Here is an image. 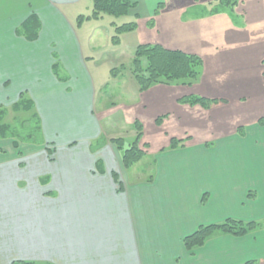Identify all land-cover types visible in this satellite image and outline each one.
Masks as SVG:
<instances>
[{"label":"crops","instance_id":"1","mask_svg":"<svg viewBox=\"0 0 264 264\" xmlns=\"http://www.w3.org/2000/svg\"><path fill=\"white\" fill-rule=\"evenodd\" d=\"M130 1L135 8L125 16L128 23L157 35L147 44L199 55L197 45L183 48L177 43L182 35L192 41L194 26L203 20L190 17L185 24L181 22V16L202 6L199 0H186L178 8L169 0ZM247 1L258 7L264 19V0H239L234 10L241 9L243 14L237 17L245 26L246 16L253 14ZM207 2L211 7V1ZM88 3L90 13L81 14V9L89 10ZM91 11V0H0V96L9 100L12 82L18 88L16 100L0 99V103L11 107L26 93L33 110L37 108L34 115L41 129H55L69 137L60 143L66 144L67 152L59 155L55 139L47 141L54 145L50 159L46 147L35 154L30 146L13 149L12 141H8L10 150L0 147V264H264V126L257 123L261 117L250 125L237 122L227 131H207L195 144L184 141L176 149H160L154 155L151 175L144 180L133 177L130 183L121 152L110 142L116 138L102 141L99 150L73 152L80 136L88 145L100 132L90 100L94 79L87 68L99 50L95 38L103 30L112 45L115 27L121 26L112 20L103 26L102 16L78 27L77 18L89 17ZM30 15L40 24L34 42L16 34ZM215 16L228 20L224 11ZM151 19L154 27L148 29ZM241 23L238 20L239 32L246 30ZM242 45L240 50H244L231 58L238 65L245 62L247 45ZM54 65L58 66L56 76ZM217 71L211 69L201 78L209 90L201 96L225 103L207 110L181 106L213 112L244 103V95L229 88V80L220 79ZM241 82L242 78L237 85ZM74 87L76 94L71 90ZM156 87L160 86L145 93L161 92ZM71 98L83 102L78 114L84 122L74 127L77 140L70 137V121L60 120L64 112L77 109L64 105ZM182 133L184 137L189 134ZM210 138L214 144L208 142ZM228 219L262 225L243 237L217 232L202 247L192 251L184 247V238L199 227Z\"/></svg>","mask_w":264,"mask_h":264},{"label":"rangeland","instance_id":"2","mask_svg":"<svg viewBox=\"0 0 264 264\" xmlns=\"http://www.w3.org/2000/svg\"><path fill=\"white\" fill-rule=\"evenodd\" d=\"M207 1H211V7L207 6ZM170 2L174 3L177 8L183 7L186 4V0H169L167 3ZM246 3L251 12H253L252 15L246 16V20H244L246 21V26L243 24V19L237 17L238 14H243L241 9H233V11L229 9V11L222 5L221 0H199V5H202L201 7L198 6L195 10L187 12V14L184 12L183 14L185 15L181 16L183 24L190 17L196 20L203 18L199 26H194L192 30V41H188L187 35H182L177 42L178 46L183 48L198 46H195L197 53H199L196 56L202 61V69L199 79L191 87L179 85L165 88L156 85L160 86L156 88H161V92L149 91L147 93H139L138 85L130 71L134 50L139 45L153 41V36L157 38V35L147 31L146 27H140L135 32L121 35L119 37V42L121 41L120 45L114 47L108 42L109 39H107L105 32L102 30L97 35L98 37L95 38V45L99 48L98 51H95L98 52L96 53L97 56H92L93 62L87 64V68L95 84V90L90 100L93 103V113L97 118L100 132L97 136L91 138V144L87 145L84 143L86 141H83V139L86 138L84 136H80L79 138L74 128L82 125L84 122V116L78 114L83 102L82 100L74 101L72 98L65 101L64 105H74L77 108L66 111L60 116V120L65 123L70 121L67 125L73 127L70 137L74 140L79 138L77 140L79 145L76 149H73V152L89 153L94 149L99 150L104 145L102 141L107 138H121L124 141L125 148H127L135 140L136 131L134 123L136 120L139 121L142 125L143 133L139 144L140 147L143 146L142 144L147 145L141 147L145 152L143 159L127 171V179L130 183L131 178L133 181V177L144 180L151 175L154 155L160 149L170 146L172 138L182 140L180 137H183V142L195 144L197 141L203 139V134H207L205 133L207 131L213 133L214 131H218L219 128L227 131L236 125L237 122L238 126L250 125L259 117L264 116V59L262 63L260 62V57L264 58V19L261 16V12H258L257 6L253 3L250 5L249 1ZM88 7V11L83 8L80 10V13H90V3H88ZM223 11L226 12L230 23L225 18L215 16V14ZM104 17L103 26L109 20L118 25L128 24L126 17L118 19L108 16ZM238 20L242 22L240 25H244L246 30L242 32L237 30ZM149 22H147V28L153 29L154 21L151 24L152 26L149 25ZM229 24L230 27L228 26ZM140 25L142 26V22ZM114 35L115 32L113 33V37ZM243 42L247 45V52L244 55L245 62L242 65H238L231 58L237 56V52L244 50V48L240 50L243 47ZM239 57H242V55ZM227 58H230V61ZM121 66H124L125 69L121 70L116 78H112L110 71ZM211 69H218L217 73L221 74L220 79L229 80V88L233 89L239 96L244 95V103L222 111L204 112L200 107L197 109L198 111H195L193 108L184 107L175 102L176 99L184 96L194 95L202 97L201 95L209 92L202 79L204 78V74ZM61 75L65 74L61 72ZM240 78H242V82L237 85ZM17 89L16 83L12 82L7 95V99L9 100L1 96L0 99H4L5 101L16 100L14 95ZM223 89L225 91V88ZM71 90L72 93H77V88L74 87ZM0 105L6 109L3 123L9 125L11 130L16 133V140L19 142L20 148L28 149L30 146L31 149L33 148L35 154L44 152L43 148L46 147V149L52 152L54 145L48 144L47 141L54 138V144L59 145L57 146L58 155L67 152L65 150L66 144L60 143L69 140L68 133L63 136L61 132L55 129L50 132V128L43 131L40 124L38 125L39 129L33 119L37 108L30 112H13L7 104L0 103ZM196 112H199L200 115L198 116ZM158 117H162V121L164 120L160 128L154 125L153 122ZM201 127L210 129L203 130ZM89 131L91 133L89 137H92L94 132L90 128ZM182 131L188 132L189 134L186 137L190 136L192 140L186 139ZM11 140L9 138L0 139V147L10 150V142L8 143V141ZM211 141H213L212 138L208 139V142ZM214 142L211 143L214 144ZM52 156L53 154L49 155V159Z\"/></svg>","mask_w":264,"mask_h":264},{"label":"trees","instance_id":"3","mask_svg":"<svg viewBox=\"0 0 264 264\" xmlns=\"http://www.w3.org/2000/svg\"><path fill=\"white\" fill-rule=\"evenodd\" d=\"M231 1L230 3H228ZM239 0H221V3L226 9H233L238 4ZM135 8V4L130 0H92V12L89 17L79 16L77 18V26L80 27L84 21L98 20L102 16L112 18H121L129 15ZM230 11V10H229ZM153 20L149 23L152 26ZM40 29L39 20L35 15H30L16 30V34L23 37L28 42H34L38 38ZM137 29L135 23H128L115 27V35L111 39L114 46L119 45V37L123 34H129ZM130 71L132 77L138 85L139 93L149 90L151 87L160 86H186L191 87L200 77L202 69V61L200 58L193 54H187L178 50H168L157 44H144L139 45L133 54ZM57 65L53 66V74H57ZM124 66L110 71V76L116 78ZM180 105H187L190 107L200 106L202 109L207 110L212 105L218 103H225L223 100L207 99L198 96H186L177 100ZM13 112H30L33 111V104L26 93H21L16 103L11 108ZM6 115V109L0 105V139H12V147L17 150L19 142H17L16 133L11 130L9 125L3 123ZM33 119L38 127L39 121L33 115ZM258 125L264 126V117L257 121ZM162 124V117L155 120V125ZM136 137L135 140L127 147L124 148V141L121 138L110 140L115 147L121 152V163L125 170L130 169L133 165L140 162L145 156L143 148L140 147V140L142 139V126L139 121L134 123ZM40 129V127H38ZM182 141V142H181ZM183 140H170L169 149L173 150L181 145ZM147 145V144H144ZM142 147H145V146ZM48 155L51 156L52 152L46 149ZM114 176V175H113ZM264 224V223H263ZM261 222H248L235 221L228 219L223 223L209 226L199 227L192 235L184 238L183 245L188 251L202 247L206 241L214 233H222L234 237H243L252 231L261 227ZM13 264H49V263H36L17 261ZM245 264H254V262H247Z\"/></svg>","mask_w":264,"mask_h":264}]
</instances>
